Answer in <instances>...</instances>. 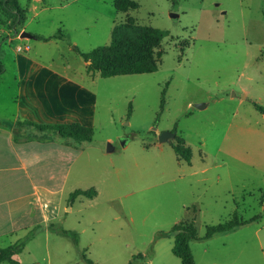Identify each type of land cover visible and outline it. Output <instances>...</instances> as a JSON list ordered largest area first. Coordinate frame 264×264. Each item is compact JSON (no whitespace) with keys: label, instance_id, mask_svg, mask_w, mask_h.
I'll return each mask as SVG.
<instances>
[{"label":"rangeland","instance_id":"obj_1","mask_svg":"<svg viewBox=\"0 0 264 264\" xmlns=\"http://www.w3.org/2000/svg\"><path fill=\"white\" fill-rule=\"evenodd\" d=\"M18 1L25 21L0 26L4 117L13 115L16 53L36 70H53L85 88L93 134L51 221L54 230L74 232L77 243L53 232L14 258L20 264H88L84 258L181 264L171 252L172 236L162 233L189 220L201 238L206 226L236 213L256 219L191 241L195 264H264V113L254 106L264 107V0H130L135 6L126 12L115 0ZM128 19L166 32L150 51L157 70L109 78L87 73L73 46L82 53L106 46ZM59 30L67 40L19 37L24 31L47 38ZM162 132L176 136L159 143ZM179 140L191 150L189 163L172 149ZM76 189L96 195L69 200Z\"/></svg>","mask_w":264,"mask_h":264},{"label":"crops","instance_id":"obj_2","mask_svg":"<svg viewBox=\"0 0 264 264\" xmlns=\"http://www.w3.org/2000/svg\"><path fill=\"white\" fill-rule=\"evenodd\" d=\"M15 55L16 83L10 98L13 115L4 117L0 109V120L89 126L84 103L91 99L85 100V88L53 70H36L33 62ZM82 152L59 140L15 142L11 130L0 126V248L36 228L27 243L53 234L51 221Z\"/></svg>","mask_w":264,"mask_h":264},{"label":"trees","instance_id":"obj_3","mask_svg":"<svg viewBox=\"0 0 264 264\" xmlns=\"http://www.w3.org/2000/svg\"><path fill=\"white\" fill-rule=\"evenodd\" d=\"M175 3L176 0H170ZM114 5L119 12H126L127 9L134 8L130 0H115ZM26 13L21 8L18 0H0V26L5 21L8 28L16 27L25 21ZM5 19V20H4ZM166 35V32L153 29L148 26L135 24L132 19L125 23L117 25L112 33V39L106 46H99L88 53H82L78 47L73 46V50L78 53L84 62L88 63L86 72L89 74L97 73L102 78H109L122 75L147 74L157 70L155 60L151 57V50L155 42ZM44 41L67 40V36L57 31L54 35L47 38H39ZM4 65L0 61V75L4 72ZM161 100V108L163 104ZM257 111L264 113V107L254 103ZM0 126L11 130L12 139L15 142L25 141H49L59 140L64 144L75 149H83V145L91 142L92 128L83 126L78 123L65 124H40L31 120L16 119L14 121L0 120ZM172 149L179 160L186 163L190 162L191 150L186 147L184 142L179 140ZM96 195L94 189L80 190L76 189L69 195V200H74L77 196L93 198ZM256 219L241 220L236 213L231 219L206 226L205 234L199 238L196 233L193 221L182 220L174 224L171 229L162 233V235L172 236L173 244L171 247L172 254L179 259L181 264H195L190 242L196 240H208L218 234H225L235 231L238 227ZM38 230V228H36ZM36 229L31 230L17 239L11 245L0 248V264H20L14 256L19 254L25 247L26 243L34 236ZM50 229L61 236L70 237L74 244L77 243L76 235L68 230H54L51 225ZM88 264L92 261L85 259ZM129 264H132L130 262Z\"/></svg>","mask_w":264,"mask_h":264},{"label":"water","instance_id":"obj_4","mask_svg":"<svg viewBox=\"0 0 264 264\" xmlns=\"http://www.w3.org/2000/svg\"><path fill=\"white\" fill-rule=\"evenodd\" d=\"M170 16H171V17H177V14H173V13H172V14H170ZM19 37H21V38H28V39H36L35 35L29 34V33L24 32V31L20 32ZM204 107H205L204 104H197V105H196V108H197V109H202V108H204ZM175 136H176L175 132H162V133L159 134V136H158V142H159V143L167 142L169 139H172V138H174ZM112 149H113V148L111 147V145L108 144L107 149H106L107 152H111Z\"/></svg>","mask_w":264,"mask_h":264}]
</instances>
